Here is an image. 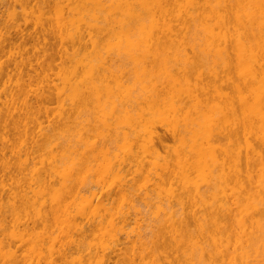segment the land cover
Masks as SVG:
<instances>
[{"label": "bare ground", "instance_id": "6f19581e", "mask_svg": "<svg viewBox=\"0 0 264 264\" xmlns=\"http://www.w3.org/2000/svg\"><path fill=\"white\" fill-rule=\"evenodd\" d=\"M9 25L0 264L27 239L31 264H264V0H0ZM89 173L120 182L88 200Z\"/></svg>", "mask_w": 264, "mask_h": 264}, {"label": "rangeland", "instance_id": "374dc122", "mask_svg": "<svg viewBox=\"0 0 264 264\" xmlns=\"http://www.w3.org/2000/svg\"><path fill=\"white\" fill-rule=\"evenodd\" d=\"M15 29H16L15 26H10V25H9L6 29H4V28H3V29H0V43H1V41H2L1 38L3 37V35H4V33H5L6 31H7V33L9 32V33H11V34H15V32H16ZM2 39H3V38H2ZM13 39H14V40H13ZM13 39H12V42L15 43V46H14V44H13V46L7 48V51L9 50L10 53L12 52L15 56H17L18 52L21 53L20 51H18L19 49L22 48V47H20V46H23L24 44H25L24 46H26V50L28 49V52L31 50V43H29L30 41L28 42V40H27V42H26V40L22 39V38L19 37V36L14 37ZM12 47H13V48H12ZM9 52H8V53H9ZM8 53H7V54H8ZM218 59H219V58H216V60L219 62L220 59H219V60H218ZM4 79H5V78H4ZM15 82H16V81H15V79L13 78L12 83H11V84H8L9 87H10V85H11L10 89H11L12 87H14V85L16 84ZM2 88H4V81H3L2 79H0V90H1ZM7 89H8V88H7ZM3 98H4V96L1 97L2 100H3ZM0 106H1V105H0ZM49 108H50V110H51L50 113H49V116H51L50 118H52L55 114H58V113H59L58 105H57V103H56L55 101H53V102L49 105ZM51 114H52V115H51ZM40 116H42V117H40V118L38 117L39 120H40L41 118L44 117V115H40ZM56 116H57V115H56ZM29 117H32V115L30 114ZM33 117L36 118L35 116H33ZM33 117H32V118H33ZM45 117H46V115H45ZM45 117H44V118H45ZM54 117H55V116H54ZM34 118H33V119H34ZM44 118L42 119V121L46 119V122H44V121H43V122H44V125H47L48 117H46L45 119H44ZM50 118H49V119H50ZM55 118H56V117H55ZM50 120H51V119H50ZM45 123H46V124H45ZM72 126H73V125H72ZM74 126H75V125H74ZM44 127H45V126H44ZM74 128H75V127H73V132H78V131H74ZM77 128L79 129L80 127L77 126ZM77 128H75V130H77ZM71 129H72V127H71ZM71 129H70V131H71V133H72V130H71ZM220 129H221V131H223V127H222V126H220V128L218 127V130H217V131L220 132ZM34 130H35V128H34ZM44 130H45V129L43 128V131H44ZM34 132H35V131H34ZM159 132H160V134H163L164 137L167 138V144H168L169 146H171V145H172V141L168 139V136L165 134V130H164L163 128H159ZM141 143H145V142H141ZM141 143H140V145H141ZM140 145L138 146V147H139V148H138L139 150H137V151H140L139 154H141V155H142L141 151H143V152H144L143 154H144L145 156L142 157V158H145V159H146V158H147V157H146V154H147V156H149V155H148V154H149L148 152H151V150H150V151H146V147H148V145H146V143L144 144V145H145V148H144V149H145L146 152L144 151V149L142 150V148H141V147H143V144H142L141 146H140ZM45 148H46V147H45ZM45 148H44V149H45ZM140 148H141V150H140ZM44 149H43V150H44ZM148 149H150V147H148L147 150H148ZM46 150H47V148L44 150V153H46V152H45ZM166 151H167L166 149H160V153H161V155H165ZM8 153H9V152H8ZM8 153H7V154H8ZM145 153H146V154H145ZM151 153H152V152H151ZM151 153H150V154H151ZM172 153H173V152H170V154H168V155H169V159H170V156H171V155H172V157L174 158V155H173ZM141 155H139V156H141ZM9 156H10V153H9ZM152 156H154V154H153V155L151 154V155L149 156L150 158L148 157V159H150L151 161L147 159V161H149L150 163H152V158H153ZM155 157H156V158H155ZM155 157H154L155 159H154V158H153V159L156 161V163H159L160 160L157 158V154H155ZM12 158H13V157H12ZM12 158H11V156H10V158H8V156H7V159H9V160H11ZM173 158H171V161H172ZM14 159H15V158H13V159L11 160L13 163L15 162ZM157 159H158V161H157ZM155 161H153V162H154V165H155V167H156V169H157V167H158L159 165L156 164ZM12 162H11V163H12ZM0 163H2V160H0ZM159 164H161V163H159ZM152 165H153V163H152ZM154 165H153V166H154ZM157 165H158V166H157ZM159 168H160V167H159ZM159 168L157 169L159 172H158V171H157L158 173L155 172V176L152 175V174H154V169H155V168H154V169L152 170V171H153L152 174H151V171H150V176H147V174H146V175H142V176H141V175H139V176H133V175H132L131 177H129L131 180H130L128 177H127V179H129L131 183H132L134 180H136V181H137V184H140V186L143 185V187H144V189H145V191H146V189H148V187H149V186H146L147 183H148V185H150L152 182H153V183L156 182V181H155V179L157 178V177H156V176H157L156 173L159 174V173L161 172V170H159ZM160 169H161V168H160ZM0 173H1V172H0ZM2 174H3V173H2ZM2 174H0L1 178L3 177ZM86 174H87V173H86ZM86 174L84 175V176H85V180H84V181L87 183V185H86V183H85V185H86V187H87V186L89 187V188H87L88 190H89L90 188H91V190L82 192V195L86 196V198H87L88 200H90V199L92 198V197H91V194H90L92 191L95 190V191L97 192V190H96L97 187H98L97 189H99V190H98V192H99V191H100V188H101V189L104 188V190H105V188H106L108 185H110L111 182H112L111 186H113L114 184L116 185V184H117L116 182L118 181V180H117L118 178H114V179H115V183H114V179H113V177H112L111 175H108V176L110 177V178H109V177H107V176H106V177H104V176L98 177L99 175H97V174L95 175V174H92V173H91V174L89 173L88 175H86ZM135 175H138V174H135ZM111 177H112V178H111ZM132 180H133V181H132ZM156 180H157V179H156ZM4 181H5V180H4ZM151 181H152V182H151ZM6 182H7V181H6ZM119 182H120V180L118 181V183H119ZM134 182H135V181H134ZM10 183H12V182H9V184H10ZM149 183H150V184H149ZM153 183H152V184H153ZM7 184H8V183H7ZM133 185H134V187L137 186V185H136V182H135V184H133ZM99 186H101V187L99 188ZM103 186H105V187H103ZM102 187H103V188H102ZM108 187H109V186H108ZM143 187H142V189H141V188H138V186L136 187V189H137V188L139 189L138 191L136 190V192H138L139 197H140V195H141V194H139V191H140V193H142L141 190H143ZM145 187H147V188H145ZM145 191L143 190V194L145 193ZM161 192H162V191H161ZM161 192H159V194H160L161 196H163L164 199H167V200H168V198H170V200H171V197H172L171 194H168V195L171 196V197L168 196V198H165L164 195L161 194ZM163 192H164V191H163ZM168 192H169V191H168ZM168 192L166 191V193H168ZM143 194H142V195H143ZM153 194H154V193H153ZM159 194H158V197L160 198L161 196H159ZM164 194H165V192H164ZM165 195H166V194H165ZM155 196H156V195H155ZM155 196L153 195L152 197L155 198ZM141 197H142V196H141ZM166 197H167V195H166ZM154 198H152V201H153ZM159 198H158V199H159ZM161 198H162V197H161ZM161 198H160L159 200L154 199V200H156V203H155V201H154L153 204H152V202H151L150 204H148V206L152 207L151 204L154 205V203H155L154 208L152 207V209H151V208L149 207L151 211H149V208H147V207H148L147 205H145V206H147L146 208H147L148 210H147L144 206H142L143 204L140 205V204H141V203H139V202L141 201V199H140L139 202L137 201V204L139 203V205H140V207H138V208H139L138 210H140V209L142 210V209H143V211H144L145 213H146V212H149V214H151L153 211L155 212V209H156V211L158 212L159 209L156 207V204H157V201H158V205L161 204L160 201L162 202V200H164L163 198H162V199H161ZM142 200H143V199H142ZM170 200H169V204H170V202H171V204H172V201H170ZM172 200H174V199L172 198ZM164 201H165V200H164ZM164 201H163V204H164V203L166 204V202H164ZM141 202L143 203L144 200L141 201ZM120 203H121V201H120L119 203H117V204H120ZM163 204H162V205H163ZM82 205H83V204H82ZM123 205H125L126 208H129V207H127V203L122 202L121 206L123 207ZM139 205H137V206H139ZM172 205H175V204L173 203ZM172 205H171V206H172ZM128 206H129V205H128ZM141 207H142V208H141ZM143 207L146 209V211H145V209H144ZM155 207H156V208H155ZM173 207H174V206H173ZM116 209H117V208H116ZM116 209H114V210H116ZM129 209H130V208H129ZM129 209H128V210H129ZM11 210H12V211H11ZM11 210H10V211L12 212V215H11L10 213L7 214V216H10V215H11V217H8L9 219H11V218L14 216L13 214H15V213H13V212L16 211V210L13 211L14 209H11ZM122 210H126V209H123V208H122ZM141 210H140L139 212H141ZM152 210H153V211H152ZM10 211H9V212H10ZM113 212H114V211H113ZM115 212H116V211H115ZM131 212H132V211H131ZM131 212H130V214L133 213V212H132V213H131ZM141 213H142V214H140V215H143V212H141ZM149 214H148V215H149ZM133 215H134V213H133ZM148 215H147V217H148ZM152 215H153V214H152ZM154 215H155V214H154ZM154 215H153V216H154ZM144 216H146V215L144 214ZM149 217H150V215H149ZM9 219H8V220H9ZM61 220H62V219L60 218V221H61ZM59 224H60V227H61V224H62V223L59 222ZM9 225H12L11 222L9 223ZM9 225H8V227H10ZM12 226H13V225H12ZM57 226H58V225H57ZM13 228H15V227L13 226L12 228L10 227V228H8V229L11 230V229H13ZM9 230H8V232H9ZM15 230H16V229H13V230H11L9 233H11V232H16ZM27 241H28V239H27L26 241H24V244H26V247H25L26 249H25L24 247H23V248H24V251H27V250H28L27 252H24V253H26V254L28 253V254H27V258L24 260V262H23L22 264H31L32 261H34V257H35V256L33 257V253H34V252L36 253L37 250H39V249L42 251V249L39 248L40 245H39V246L37 245L39 242L36 241L37 243H35V242L32 240L33 242H31V243H32V245H31V243L28 241V243H29V244H28ZM25 242H26V243H25ZM41 243H42V242H41ZM41 243H39V244H41ZM27 244H28V246H27ZM43 244H44V243H42V245H43ZM24 246H25V245H24ZM43 246H45V244H44ZM43 246H41V247L43 248ZM46 247H48V244H46L45 248H46ZM43 249H44V248H43ZM41 251H39V254H42ZM44 251H45V249L43 250V252H44ZM45 252H47V249H46ZM43 254H45V253H43ZM34 255H35V254H34ZM36 255H37V254H36ZM32 257H33V259H32ZM112 260H113V261H111V263L113 262L112 264H114V261H115V260H114V259H112Z\"/></svg>", "mask_w": 264, "mask_h": 264}]
</instances>
